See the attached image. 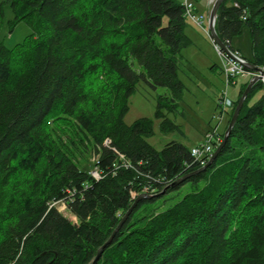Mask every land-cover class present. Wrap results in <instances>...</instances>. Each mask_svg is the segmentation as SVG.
Masks as SVG:
<instances>
[{"label": "trees", "instance_id": "obj_1", "mask_svg": "<svg viewBox=\"0 0 264 264\" xmlns=\"http://www.w3.org/2000/svg\"><path fill=\"white\" fill-rule=\"evenodd\" d=\"M3 3L14 14L10 25L24 21L30 33L12 48L0 41V264H92L138 195L160 193L207 162L174 141L154 149L145 140L153 134L149 119L123 122L143 82L167 90L156 98L159 130L178 128L167 114L177 110L183 89L180 51L191 45L182 4L5 0L0 17ZM214 28L229 50L264 70V0H224ZM244 31L249 57L232 45ZM186 183L190 189L172 205L134 218L143 204ZM94 264H264L262 83L247 94L215 161L140 200Z\"/></svg>", "mask_w": 264, "mask_h": 264}, {"label": "rangeland", "instance_id": "obj_2", "mask_svg": "<svg viewBox=\"0 0 264 264\" xmlns=\"http://www.w3.org/2000/svg\"><path fill=\"white\" fill-rule=\"evenodd\" d=\"M5 0H0V3ZM182 3V2H181ZM14 14L9 4H2L0 17V41L5 47L12 48L21 43L30 33V28L24 21L11 26ZM206 27V25H205ZM185 34L190 38L191 45L180 51V62L177 71V79L182 83L183 89L178 100L177 110L167 114L178 128L167 133L159 130L160 119L155 116L157 96L167 93L164 88L150 89L140 82L136 91L128 99V111L123 118L126 125L140 118L151 121L153 134L145 138L146 142L156 150H160L169 142L181 143L187 148L200 146L205 141V136L213 131L224 132L230 111V101L235 99L241 85L248 79L238 77L235 84L225 86L222 75V62L214 50L210 39L198 28L190 25L185 26ZM247 32L244 31L239 37L233 39V43L240 49V54L249 57L251 44ZM133 67L137 70L136 63ZM225 91L226 104L223 112L216 108L217 101ZM261 95L255 93L249 105ZM221 113V114H220ZM91 155V154H90ZM87 155L86 160L89 171L92 170L93 156ZM80 164L84 161L80 160ZM190 189L189 184L165 194L152 203H145L142 209L136 212L134 218H138L150 212H159L166 209L180 199ZM57 211L70 223L76 224V218L68 211L63 203L54 204Z\"/></svg>", "mask_w": 264, "mask_h": 264}, {"label": "built area", "instance_id": "obj_3", "mask_svg": "<svg viewBox=\"0 0 264 264\" xmlns=\"http://www.w3.org/2000/svg\"><path fill=\"white\" fill-rule=\"evenodd\" d=\"M214 1L215 0H207L206 4L209 9L211 8ZM182 7L184 12V17L186 18V20L189 23L193 24L196 28L200 29L210 39L214 50L219 55L220 60L222 62L221 73L224 76L226 87L230 85H234L235 79L238 77H246L251 79L254 76H259L258 73H254L247 70L241 63L238 62V60L241 61L243 59L240 57V55L237 52H232L235 58L237 59L234 60L231 57L224 54L220 50V48L214 43V41L210 37L208 30V13L207 15L198 14L195 11L193 0H183ZM258 82L262 83L263 91H264V74L260 76V80ZM225 104H226V97L224 91L222 97L217 101L216 108L219 109L220 112H223V108ZM217 134L218 133L214 131L211 134H207L205 136V141L202 145L190 148V156L194 159V161H198L201 165H203L204 162L208 160V158L211 156L213 152L212 142L219 141V139L216 138ZM108 143H109L108 141L104 142L105 145H108ZM94 159L95 158H93V161ZM89 175L96 180L100 178V175L96 170V168H92V170L89 171ZM143 193H146V190L143 191Z\"/></svg>", "mask_w": 264, "mask_h": 264}, {"label": "water", "instance_id": "obj_4", "mask_svg": "<svg viewBox=\"0 0 264 264\" xmlns=\"http://www.w3.org/2000/svg\"><path fill=\"white\" fill-rule=\"evenodd\" d=\"M224 0H215L214 3L212 4L211 8L208 10V30H209V34L211 39L214 41V43L220 48V50L226 54L227 56L231 57L234 60H237L235 58V56L233 55L232 51L229 50L224 44L223 42L218 38L215 28H214V24H215V19H216V14L218 11V8L220 7L221 3ZM239 63H241L247 70L254 72V73H258L259 76H254L252 77L247 86L245 87L244 91L242 92L240 98L237 101V104L232 112V115L230 117V120L226 126V129L224 130L223 133V138L222 141L218 144V146L216 147V149L212 152L211 156L208 158L207 162L200 167L198 170L191 172L189 174H186L182 177H180L179 179L173 181L171 184H169L162 192L154 194V195H148V194H140L136 197V199L134 200V202L131 204V206L128 208V210L123 214L121 220L119 221V223L117 224L116 228L113 230V232L111 233L110 237L108 238V240L97 250L96 256L92 262V264H94L100 254L103 252V250L105 248H107L113 241V238L115 236V234L119 231V229L123 226V224L126 222V220L128 219V217L130 216V214L132 213L133 209L135 208V206L137 205V203L142 200L143 198H147V199H151L154 197H159L160 195L164 194L165 190L167 188H174L176 186H178L179 184H181L182 182H184L186 179H188L191 176L197 175L201 172H203L204 170H206L213 161H215V159L217 158V156L219 155L221 149L224 147V145L227 142V139L231 133V130L237 120V117L239 115V112L241 110V107L243 105V102L247 96V94L249 93V91L251 90V88L253 87V85L255 83H257L260 80V76H262L264 74L263 69L254 66L248 62H246L245 60H238Z\"/></svg>", "mask_w": 264, "mask_h": 264}, {"label": "crops", "instance_id": "obj_5", "mask_svg": "<svg viewBox=\"0 0 264 264\" xmlns=\"http://www.w3.org/2000/svg\"><path fill=\"white\" fill-rule=\"evenodd\" d=\"M176 2L182 4L181 2H183V0H175ZM194 2V8H195V11L198 13V14H202V15H207L208 13V6L206 4L207 0H193ZM188 22V21H187ZM189 23V22H188ZM190 25L193 26V24L189 23ZM196 28V27H195ZM248 36V35H247ZM190 39V38H189ZM248 40L250 42V38L248 36ZM232 45L235 47V49H237L238 51L240 50L234 43H233V40H232ZM240 52V51H239ZM246 78V77H244Z\"/></svg>", "mask_w": 264, "mask_h": 264}]
</instances>
